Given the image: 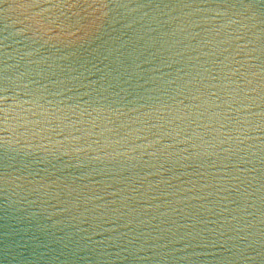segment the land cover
Here are the masks:
<instances>
[{
  "label": "water",
  "instance_id": "1",
  "mask_svg": "<svg viewBox=\"0 0 264 264\" xmlns=\"http://www.w3.org/2000/svg\"><path fill=\"white\" fill-rule=\"evenodd\" d=\"M0 264H264V0H0Z\"/></svg>",
  "mask_w": 264,
  "mask_h": 264
}]
</instances>
